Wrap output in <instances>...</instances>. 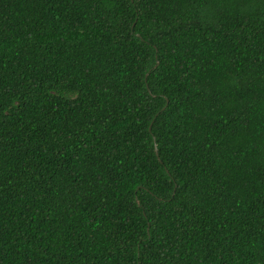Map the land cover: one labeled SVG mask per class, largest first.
Wrapping results in <instances>:
<instances>
[{
	"label": "trees",
	"instance_id": "trees-1",
	"mask_svg": "<svg viewBox=\"0 0 264 264\" xmlns=\"http://www.w3.org/2000/svg\"><path fill=\"white\" fill-rule=\"evenodd\" d=\"M0 264H264V0H0Z\"/></svg>",
	"mask_w": 264,
	"mask_h": 264
},
{
	"label": "water",
	"instance_id": "water-1",
	"mask_svg": "<svg viewBox=\"0 0 264 264\" xmlns=\"http://www.w3.org/2000/svg\"><path fill=\"white\" fill-rule=\"evenodd\" d=\"M156 63H157V61H156ZM156 63H155V65H156ZM153 149H154V152L157 154V148L155 145H154Z\"/></svg>",
	"mask_w": 264,
	"mask_h": 264
}]
</instances>
